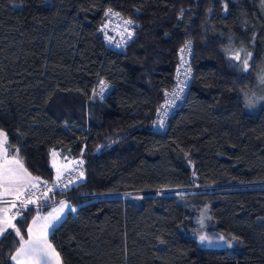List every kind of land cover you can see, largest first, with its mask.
Listing matches in <instances>:
<instances>
[{"label":"trees","instance_id":"1","mask_svg":"<svg viewBox=\"0 0 264 264\" xmlns=\"http://www.w3.org/2000/svg\"><path fill=\"white\" fill-rule=\"evenodd\" d=\"M108 7L136 23L125 51L97 33ZM185 41L191 81L159 132ZM241 49L242 59L252 54L247 71L231 59ZM263 55L259 0H0L9 155L19 149L29 173L51 185L52 151L83 161L84 180L53 189L42 210L63 197L76 207L49 236L62 264H264V105H245ZM38 212L14 220L25 239ZM199 226L239 241L201 243ZM18 239L12 229L0 238V264H12Z\"/></svg>","mask_w":264,"mask_h":264},{"label":"snow or ice","instance_id":"2","mask_svg":"<svg viewBox=\"0 0 264 264\" xmlns=\"http://www.w3.org/2000/svg\"><path fill=\"white\" fill-rule=\"evenodd\" d=\"M227 5H225V8ZM111 10H109V13ZM109 13H106L109 14ZM118 15V13H116ZM132 20H126L125 24L131 25ZM131 33H129V38ZM190 49V42H186L185 45L180 49L181 53H184ZM244 51L243 49L237 51L231 59L241 61L240 67L242 71H247L249 68V61L251 59L250 52H244L243 59L241 58L240 52ZM186 63L183 61L182 64ZM190 72V67L185 69V75L187 76ZM262 82H264V70L260 76ZM181 84L185 81H181ZM102 86L101 91H103L104 81H100ZM180 92L183 91V88L179 89ZM173 96L179 98V92H173ZM174 103V100L166 101L167 106H171ZM251 103V102H250ZM164 107V106H162ZM161 121V125H162ZM7 135L2 130H0V197L13 196L12 201H3V203H10L12 208L16 207V201L19 200L21 207L26 208L29 204L36 203V200L32 199V193L26 199H21L25 196V193L29 192L30 189L38 188L40 184L39 177H32L31 173L28 172V169L25 167L21 158L19 157V149L15 150V153L11 156L9 155L7 145ZM10 147V145H9ZM53 157L57 156L56 152H52ZM83 161H79V164H82ZM52 167L56 169V180L59 181L64 174V171L68 169L66 167H58L55 162H53ZM83 172L79 173V178H83ZM36 181V182H33ZM47 183V182H43ZM71 183V181H70ZM59 185L57 184V187ZM67 187V185H65ZM53 189H47L43 195L47 197L49 192H52ZM70 207L66 204L65 201L59 202V207L54 209L52 213H49L47 217H36L33 219V225H36L37 220L42 219L43 223L39 226L38 229L29 226L27 229L28 239H25L24 235L21 233V230L13 221L15 220V215H9L10 208H0V237H3L9 229H12L15 232V236L18 237V247L15 249L14 253L9 257L11 261H14L15 264H62L60 254L56 251L53 245L48 240V234L50 229L55 228V223L59 222L62 214L64 213L65 208ZM72 212H75V208L70 209ZM22 213L18 212L16 215H21ZM199 240L201 243L213 242V237L200 235ZM217 242H223L227 247L231 248L235 242L239 241L238 237L232 236L226 238L224 235H217L215 237Z\"/></svg>","mask_w":264,"mask_h":264},{"label":"built area","instance_id":"3","mask_svg":"<svg viewBox=\"0 0 264 264\" xmlns=\"http://www.w3.org/2000/svg\"><path fill=\"white\" fill-rule=\"evenodd\" d=\"M109 10L111 12L109 13ZM106 13H109L106 15ZM118 13V15L116 14ZM126 20H131L128 17L123 16L119 11L112 7H108L104 10L101 20L99 22L97 33L100 35L104 45L115 51H125L126 47L130 44V42L134 39L136 34V23L133 21L131 25L125 24ZM129 33H131V37L129 38ZM186 42H190V49L184 53H181L180 49L185 45ZM178 53V64L175 68L174 75H173V83L172 86L165 91L163 95L162 103L157 111V120L155 124V130L159 132H164L168 118L170 115L181 106L184 101L186 92L188 90L191 77H192V68L190 66V59L193 50V43L192 41H185L183 45L180 47ZM182 57L183 61L186 63L182 64ZM190 67V72H188L187 76L185 75V69ZM181 81H185V83L181 84ZM183 88V91L180 92L179 89ZM102 86L99 82L96 86L95 93L100 99H103L109 91V85L106 83L103 86V91H101ZM173 92H179V98L173 96ZM174 100V103L169 107L166 105V101ZM164 106V107H162ZM161 121L163 122L161 125ZM79 161H82L80 157H76L70 159L62 164L63 167H66L68 170L64 171L61 179L59 181L55 180L53 184L43 183L45 181L40 180V184L38 188L30 189L29 192L25 193V196L21 199H26L32 193V199L36 200V203L29 204L27 207H35L42 212L45 208L47 203L45 202L46 197L43 193L51 188L56 189L58 191H64L72 186H76L84 180V176L82 179L79 178V173L83 172V163L79 164ZM71 181V183H70ZM36 182V181H34ZM57 184L59 185L57 187ZM67 185V187H65ZM26 207V208H27ZM26 208H22L20 201H16V207L12 209L11 215H15V217H19L23 214ZM18 212L22 213L21 215H16Z\"/></svg>","mask_w":264,"mask_h":264},{"label":"rangeland","instance_id":"4","mask_svg":"<svg viewBox=\"0 0 264 264\" xmlns=\"http://www.w3.org/2000/svg\"><path fill=\"white\" fill-rule=\"evenodd\" d=\"M259 5H260V8L262 9V12L264 13V0H259ZM262 70H264V55H263L262 62H261L260 68H259V72L257 74L255 89L251 92V94L246 98V101H245L246 109L249 111H252V110L257 109L258 107L264 105V82H262L260 79V76L262 74ZM180 191L181 190H177V189H171V190L162 189V190L158 191V193H159V195L179 194ZM200 235H206V236L213 237L212 243L204 242V244L212 245V246L227 247L223 242H217L215 240V237L217 235H221L220 233H218L216 231H208L204 227L199 226L197 231H196V234H195V236L198 240H199ZM233 246H235V243L233 244Z\"/></svg>","mask_w":264,"mask_h":264},{"label":"crops","instance_id":"5","mask_svg":"<svg viewBox=\"0 0 264 264\" xmlns=\"http://www.w3.org/2000/svg\"><path fill=\"white\" fill-rule=\"evenodd\" d=\"M4 132V131H3ZM5 133V132H4ZM5 147H6V145H5ZM52 152H56L57 153V156L56 157H53L52 155H51V164H53V162H55L56 163V165L58 166V167H61L62 166V164L63 163H65L66 161H64L63 159H62V157H60L59 156V153L57 152V151H52ZM55 169V168H54ZM56 170V169H55ZM29 172V171H28ZM32 177H34V176H32ZM34 182V181H33ZM48 195H49V193H48ZM47 195V196H48ZM14 199V197L13 196H7V197H0V208H5V207H7V208H10V212H9V215H11V211H12V207H11V204L10 203H3V201H5V200H7V201H12ZM60 201H65L66 202V204H68L70 207H68V208H65V210H64V213L62 214V216H61V219H60V221L59 222H56L55 223V228L59 225V223L66 217V215L69 213V212H71L72 214H74L75 212H72L70 209L71 208H75L76 209V207L75 206H73L71 203H70V201L68 200V198L67 197H63V198H60V199H58V200H56V201H54L45 211H42V212H38L37 214H35L34 216H33V218L31 219V221H30V223H29V225H28V227L29 226H33V228H34V230L35 229H38L39 228V226L43 223V220L42 219H40V220H37V223H36V225H33V219L34 218H36V217H41V218H43V217H47L48 215H49V213H52L53 211H54V209H56V208H58L59 207V202ZM13 223H14V221H13ZM54 228V229H55ZM28 229V228H27ZM52 230L53 229H50L49 230V234H48V240H49V242L51 243V241H50V239H49V236H50V234H51V232H52ZM1 238V237H0ZM26 239H28V235H27V238ZM52 244V243H51ZM53 245V244H52ZM54 247V246H53ZM55 248V247H54ZM57 251V250H56ZM58 252V251H57ZM59 253V252H58ZM12 262V264H15V262L14 261H11Z\"/></svg>","mask_w":264,"mask_h":264}]
</instances>
